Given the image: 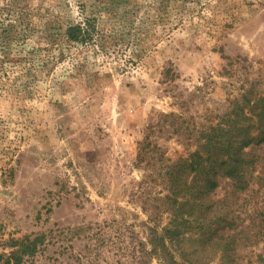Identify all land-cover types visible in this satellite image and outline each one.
I'll return each mask as SVG.
<instances>
[{
	"label": "rangeland",
	"instance_id": "1",
	"mask_svg": "<svg viewBox=\"0 0 264 264\" xmlns=\"http://www.w3.org/2000/svg\"><path fill=\"white\" fill-rule=\"evenodd\" d=\"M68 1L73 21L101 11L100 28L122 35L84 68L63 61L31 96L0 90V256L45 234L23 264H145L161 160L193 152L195 131L264 74V0H185L164 21L158 0Z\"/></svg>",
	"mask_w": 264,
	"mask_h": 264
},
{
	"label": "trees",
	"instance_id": "2",
	"mask_svg": "<svg viewBox=\"0 0 264 264\" xmlns=\"http://www.w3.org/2000/svg\"><path fill=\"white\" fill-rule=\"evenodd\" d=\"M184 1L158 0L161 21ZM76 2L83 10L84 0ZM69 10L68 0H0V90L23 99L63 61L84 68L89 52L109 54L121 29H101V11L75 22ZM128 17L112 18L124 24ZM245 83L218 122L195 131L193 152L161 160L164 191L148 215L145 264H264V74ZM147 153L143 145L139 156ZM45 241V234L13 240L0 258L23 264Z\"/></svg>",
	"mask_w": 264,
	"mask_h": 264
}]
</instances>
